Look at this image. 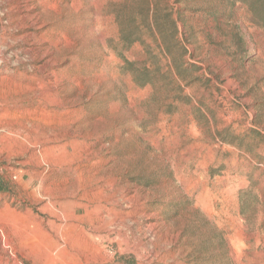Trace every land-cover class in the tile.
Masks as SVG:
<instances>
[{
  "label": "rangeland",
  "instance_id": "374dc122",
  "mask_svg": "<svg viewBox=\"0 0 264 264\" xmlns=\"http://www.w3.org/2000/svg\"><path fill=\"white\" fill-rule=\"evenodd\" d=\"M0 264H264L246 3L0 0Z\"/></svg>",
  "mask_w": 264,
  "mask_h": 264
},
{
  "label": "trees",
  "instance_id": "16d2710c",
  "mask_svg": "<svg viewBox=\"0 0 264 264\" xmlns=\"http://www.w3.org/2000/svg\"><path fill=\"white\" fill-rule=\"evenodd\" d=\"M246 3L256 23L264 28V0H239Z\"/></svg>",
  "mask_w": 264,
  "mask_h": 264
}]
</instances>
